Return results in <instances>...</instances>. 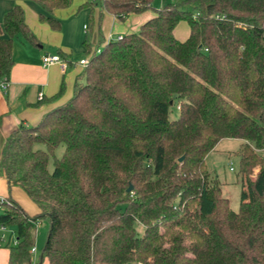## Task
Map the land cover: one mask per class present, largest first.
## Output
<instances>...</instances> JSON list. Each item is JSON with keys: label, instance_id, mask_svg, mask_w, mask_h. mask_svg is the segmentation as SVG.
<instances>
[{"label": "trees", "instance_id": "1", "mask_svg": "<svg viewBox=\"0 0 264 264\" xmlns=\"http://www.w3.org/2000/svg\"><path fill=\"white\" fill-rule=\"evenodd\" d=\"M35 2L49 14L40 20L59 31L50 14L72 0ZM152 2L83 3L97 40L84 39L89 61L71 96L5 138L6 186L37 209L29 218L9 198L1 206L0 225L11 229L6 264H31L41 219L47 232L33 264H264V0ZM148 10L137 31L102 39L103 12L123 21ZM180 21L183 40L173 33ZM18 36L37 44L15 5L0 23V83ZM63 92L62 84L48 101ZM223 139L241 141L237 211L204 168Z\"/></svg>", "mask_w": 264, "mask_h": 264}, {"label": "crops", "instance_id": "2", "mask_svg": "<svg viewBox=\"0 0 264 264\" xmlns=\"http://www.w3.org/2000/svg\"><path fill=\"white\" fill-rule=\"evenodd\" d=\"M86 1L72 0L68 8L54 10L50 15L60 20L61 27L59 31H53L40 20L39 15L49 16V14L42 10L35 0H0V23L7 11L15 5H20L25 23L37 39L35 45L18 40L13 42V66L6 91L0 90V145H3L5 138L19 125L36 124L44 113L71 96L75 78L81 70L74 63L85 56L84 39L91 32L89 43L92 47L97 40L96 26L91 30L88 26L91 7L81 8ZM149 11L130 14L123 21H117L114 16L103 12L100 21L102 39L108 40L137 31L144 21L153 16L154 13ZM97 12L98 8H93L94 20ZM182 35L179 36L182 37L181 40L187 36V30ZM45 53L63 55L69 62L67 71L62 74L57 66L42 67L40 57ZM62 84L63 95L54 102L48 101L58 92ZM38 93H42L44 97L42 101L37 99ZM13 189L15 187L8 189L4 177H0V197L18 203L17 195H11ZM7 260L8 250L0 249V264H6Z\"/></svg>", "mask_w": 264, "mask_h": 264}, {"label": "rangeland", "instance_id": "3", "mask_svg": "<svg viewBox=\"0 0 264 264\" xmlns=\"http://www.w3.org/2000/svg\"><path fill=\"white\" fill-rule=\"evenodd\" d=\"M170 0H153L152 7L154 9H159L165 3ZM83 8V7H81ZM80 8L78 7V10ZM152 12V10H150ZM149 11V12H150ZM59 20V19H57ZM60 21V20H59ZM187 30V25L185 22L180 21L174 28V35L178 39H182L184 32ZM31 31V30H30ZM182 37H179L181 36ZM185 36V35H184ZM185 38V37H184ZM15 41H21L22 39L18 36L14 39ZM241 143L238 139H223L215 144L213 149L207 154L204 159V168L210 176L216 178L220 183V192H221V200H227V204L230 209L233 211L238 210L239 206V193H240V184L239 177L237 175V156L235 152L237 151L239 144ZM216 146V147H215ZM2 145H0V150ZM61 147L56 149L55 155L57 157L61 154ZM51 168V164H49ZM232 168L233 170H230ZM0 177H3L2 171L0 170ZM11 195H17L19 200L17 199V204L25 211L29 218H33L37 214V209L34 204L30 201V199L25 196V194L17 187L13 189ZM20 201V202H19ZM3 208L1 207L2 211ZM10 231L11 229L8 228ZM138 233L141 232V228H137ZM47 232V223L46 220L41 219L38 222V226L35 227L33 231V246L36 249L37 255L40 254L42 249L45 237ZM4 242L0 240V249L5 250ZM34 262H32L33 264ZM41 264H46V260L43 259Z\"/></svg>", "mask_w": 264, "mask_h": 264}, {"label": "built area", "instance_id": "4", "mask_svg": "<svg viewBox=\"0 0 264 264\" xmlns=\"http://www.w3.org/2000/svg\"><path fill=\"white\" fill-rule=\"evenodd\" d=\"M93 1H97V0H93ZM88 61H89V57L84 56L80 60L75 62L74 65L75 66L77 65L80 68H83L88 64ZM40 63H41L42 67L57 66L60 73H62V74H64L69 67V62L67 60L61 58L58 54L45 53L40 57ZM6 88H7L6 82L0 83V90L2 92H5ZM42 96H43L42 93H38L37 99L41 100ZM230 170H233V169L230 168ZM8 203H9V200L7 198L0 197V208L2 205L8 204ZM7 233H8L7 228L3 225H0V240L5 241ZM16 243H17V238L14 235H12L11 245H16ZM29 254L31 256L30 263L32 264L34 256L36 254V249L34 246L30 248Z\"/></svg>", "mask_w": 264, "mask_h": 264}, {"label": "water", "instance_id": "5", "mask_svg": "<svg viewBox=\"0 0 264 264\" xmlns=\"http://www.w3.org/2000/svg\"><path fill=\"white\" fill-rule=\"evenodd\" d=\"M179 160H181V158ZM130 189H131V186H128L126 191L128 192Z\"/></svg>", "mask_w": 264, "mask_h": 264}]
</instances>
